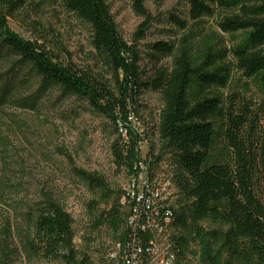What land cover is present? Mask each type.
Here are the masks:
<instances>
[{
  "label": "trees",
  "instance_id": "trees-1",
  "mask_svg": "<svg viewBox=\"0 0 264 264\" xmlns=\"http://www.w3.org/2000/svg\"><path fill=\"white\" fill-rule=\"evenodd\" d=\"M209 2L222 11L233 12L217 26L225 34L244 33L243 40L231 49V57L243 77L264 87V0ZM62 4L92 29L94 49L110 69L112 87L78 69L69 58L64 60L68 54L52 34L45 32L34 40H25L13 33L8 28V18L22 7L23 0H0V47L29 64L43 84L85 101L94 113L108 119L117 136L110 146L113 163L129 174L138 160L137 143L148 139L144 131L142 136L134 135L127 122L129 116H134L143 87L136 43L144 37L148 22L137 29L129 44L119 35L104 0H62ZM134 6L138 15L146 18L142 0H135ZM189 6L192 21L213 13L210 5L201 0H190ZM169 20L177 29L186 28V23L173 15ZM200 47L204 50L198 59L183 39L171 71L157 70L149 85L160 94L162 104L155 127L160 151L172 152L176 172L172 181L178 200L171 229L188 231L192 240L198 241L203 264H217L221 252L227 255V264H264V202L253 186V178L260 172L264 175V148L257 161L256 155L236 138L237 121L233 118L232 129L224 133L226 143L217 146L215 123L223 110L221 102L207 96L206 91L226 88L230 70L221 51L205 39ZM151 49L169 56L174 47L157 42ZM118 122L128 129L127 141L117 133ZM82 177L90 188L108 194L102 196L103 200L113 195L108 211L97 215L95 225L105 224L117 231L126 217L119 203L121 193L109 191L101 179L85 174ZM27 219L30 232L22 241L26 255L62 264H88V259L84 255L78 258L74 249L71 217L51 198L39 201ZM201 222L220 229L205 232ZM4 226L0 229V264H9L16 251L10 247L9 222ZM167 238L170 243L176 242L175 264H181L187 246L185 237H177L175 242ZM124 241L123 231L118 243Z\"/></svg>",
  "mask_w": 264,
  "mask_h": 264
},
{
  "label": "rangeland",
  "instance_id": "rangeland-1",
  "mask_svg": "<svg viewBox=\"0 0 264 264\" xmlns=\"http://www.w3.org/2000/svg\"><path fill=\"white\" fill-rule=\"evenodd\" d=\"M201 1L210 5L213 13L192 21L190 0H142L146 18L136 12L135 0H104L119 35L129 44L137 29L148 22L144 37L136 43L143 87L136 99L134 116L148 138L141 145L140 155L151 154L155 164L165 167V172L171 171L172 175L176 173L173 154L160 151L155 133L162 107L160 94L149 85L157 70L171 71L183 39L198 59L204 50L200 47L204 39L226 55L224 63L230 70L226 88L206 91L207 96L221 102L223 110V116L215 123L217 146L226 143L224 133L232 127L233 118L237 121L236 138L256 155L257 161L264 148V87L243 77L230 54L243 40L244 33L221 32L217 23L233 12L222 11L209 0ZM171 15L185 22L186 28H175L169 20ZM7 24L25 40H34L45 32L52 34L68 54L64 60L69 58L78 69L113 86L110 69L94 49L92 29L68 12L62 0H23L22 7L8 18ZM157 42L171 44L172 54L155 53L151 46ZM116 137L114 125L94 113L85 101L43 84L29 64L0 47V229H5V222H9L10 247L16 251L9 264H62L26 255L22 247L23 238L30 232L27 217L45 197L59 204L71 217L78 258L84 255L88 264L113 263L111 257L124 224L117 231L105 224L95 225L97 215L108 211L113 195L103 200L102 196L108 194L90 188L82 175L101 179L109 191L122 193L127 173L113 163L110 151ZM253 186L264 202L261 172L253 178ZM200 227L205 232L220 229L208 222H201ZM180 236L187 241L180 263L203 264L198 241L192 240L188 231L173 228L167 233L174 242ZM177 248L176 245V253ZM228 261L223 252L216 258L217 264Z\"/></svg>",
  "mask_w": 264,
  "mask_h": 264
},
{
  "label": "built area",
  "instance_id": "built-area-1",
  "mask_svg": "<svg viewBox=\"0 0 264 264\" xmlns=\"http://www.w3.org/2000/svg\"><path fill=\"white\" fill-rule=\"evenodd\" d=\"M127 122L134 135H143L135 116H129ZM116 129L127 141L128 129L120 122ZM145 143H137L138 160L122 189L119 203L126 214L125 246L116 243L112 264H175L177 260L176 242L168 243L167 239L177 209L178 196L171 187L174 177L171 171L156 165L149 154L141 157V145Z\"/></svg>",
  "mask_w": 264,
  "mask_h": 264
},
{
  "label": "bare ground",
  "instance_id": "bare-ground-1",
  "mask_svg": "<svg viewBox=\"0 0 264 264\" xmlns=\"http://www.w3.org/2000/svg\"><path fill=\"white\" fill-rule=\"evenodd\" d=\"M141 132H143L142 129H141ZM171 187H172V191H173L174 193H176V189H175V187H174V184H173V181H172V180H171ZM167 239H168V238H167ZM168 243H170L169 239H168ZM118 246H125V241L122 242V243H118Z\"/></svg>",
  "mask_w": 264,
  "mask_h": 264
}]
</instances>
